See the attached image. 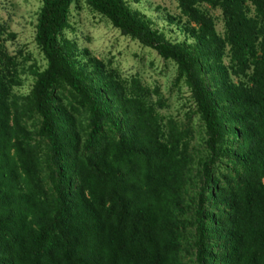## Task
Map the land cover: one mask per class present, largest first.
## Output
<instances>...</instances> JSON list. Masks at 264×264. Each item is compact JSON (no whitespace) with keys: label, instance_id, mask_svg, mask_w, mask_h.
Here are the masks:
<instances>
[{"label":"trees","instance_id":"16d2710c","mask_svg":"<svg viewBox=\"0 0 264 264\" xmlns=\"http://www.w3.org/2000/svg\"><path fill=\"white\" fill-rule=\"evenodd\" d=\"M72 1L43 0L36 41L47 67L38 74L32 94L42 118L41 134L69 157L76 137L60 124L50 88L62 81L81 95L92 112L85 142L89 153L73 156L75 181L72 187L63 182L53 207L40 183L34 147L23 139V127L12 110L11 80L0 68V264H178L173 213L185 163L177 141L164 139L160 115L137 81L128 89L112 70H101L95 82L86 79L67 44L57 38ZM177 1L188 22L195 24L187 27L193 47L166 40L123 0L89 3L121 33L177 62L206 125L212 155L225 133L240 138L234 153L242 166L240 186L215 195L224 206L219 232L227 242L216 264H264V0H250L254 16L249 15L247 0ZM200 2L220 6L223 37L199 8ZM227 45L232 73L247 76L246 82L227 78L221 63ZM98 62H92L96 70L101 69ZM204 67L219 83L215 91L202 77ZM220 103L228 106L224 114L240 124L238 130L232 125L227 131ZM113 116L118 136L101 142V121ZM204 167L206 171L208 162ZM205 258L204 230L199 229V264H206Z\"/></svg>","mask_w":264,"mask_h":264},{"label":"rangeland","instance_id":"374dc122","mask_svg":"<svg viewBox=\"0 0 264 264\" xmlns=\"http://www.w3.org/2000/svg\"><path fill=\"white\" fill-rule=\"evenodd\" d=\"M123 1L131 11L145 16L149 26L166 40L193 47L194 37L187 27L195 24L188 22L177 0ZM42 5L43 0H0V68L11 80L13 113L23 127V139L34 147L40 183L46 200L54 207L63 182L66 180L71 186L75 181L71 167L73 156L84 157L89 153L85 142L92 129V112L71 86L62 81L55 82L50 88L53 107L60 124L65 125L64 130L76 137V147L71 156L63 151L57 152L51 140L40 132L42 118L36 110L32 91L38 74L47 67V59L36 41V25ZM247 5L249 15L254 16L250 0H247ZM199 8L212 18L216 33L223 37L226 27L220 6L200 2ZM57 38L61 45L67 44L68 53L74 55L89 82L98 80L101 70H112L126 88H131L137 81L146 89V99L154 103L160 115L164 139H176L178 154L185 163L173 213L178 264H199V229L204 230L206 264H216L227 242L224 234L219 232L224 206L216 202L215 195L222 196L240 186L242 166L234 156L240 138L234 133H225L217 144L216 155H212L206 144V125L187 76L180 71L177 62L162 57L132 35L121 33L89 0L71 2L66 25ZM95 59L99 61L100 70L92 64ZM221 63L232 83L247 81V76L232 73L228 45ZM202 77L210 91H215L219 83L207 67H204ZM227 111L228 106L220 103L226 127L233 125L238 130L240 124L230 122V116L224 114ZM100 127L97 137L101 142L117 138L119 127L115 116L103 119ZM206 162L209 167L205 171ZM210 189L214 196L210 195Z\"/></svg>","mask_w":264,"mask_h":264}]
</instances>
